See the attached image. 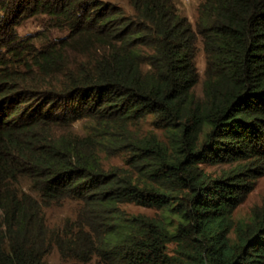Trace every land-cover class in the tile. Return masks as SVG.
Segmentation results:
<instances>
[{"label":"trees","instance_id":"16d2710c","mask_svg":"<svg viewBox=\"0 0 264 264\" xmlns=\"http://www.w3.org/2000/svg\"><path fill=\"white\" fill-rule=\"evenodd\" d=\"M129 3L30 0L62 33L0 35V264H264V210L235 217L264 173V0H205L195 25ZM62 201L83 211L55 234Z\"/></svg>","mask_w":264,"mask_h":264},{"label":"rangeland","instance_id":"374dc122","mask_svg":"<svg viewBox=\"0 0 264 264\" xmlns=\"http://www.w3.org/2000/svg\"><path fill=\"white\" fill-rule=\"evenodd\" d=\"M112 4H118L125 8L128 13H133L129 0H103ZM171 5L175 6L176 11L186 17L192 25L198 16V8L205 0H168ZM5 4L4 7L0 6V16L3 21H0V35L2 38L8 39V35L14 31L20 37H32L40 34L42 31L48 32L53 35H60L62 33L61 26L59 27V20L53 19L48 13H32L27 8L30 0H0ZM23 5L21 6V3ZM59 3L60 0H55ZM6 8V9H4ZM65 31V29H63ZM4 49V48H2ZM197 68L200 72L201 83L204 76L205 69V55L199 51L196 59ZM201 83L196 86L198 94L201 92ZM86 120L80 118L74 122V129L83 131ZM117 160V159H116ZM117 163L115 159L113 163ZM228 165L209 167L208 171L214 174H219L224 170L229 169ZM264 172V169H261ZM122 209L129 215H147L158 216L160 213L154 209L138 206L133 203L122 205ZM264 210V173L259 175L256 179L254 188L246 197L244 203L235 211L237 220H249L254 210ZM83 208L78 206L77 202L62 201L52 203L50 206L44 208V214L48 221L49 230L57 234L64 229H79L78 223L82 214ZM46 264H69L63 259L56 248L51 249L45 256ZM90 264H101L97 259H93Z\"/></svg>","mask_w":264,"mask_h":264}]
</instances>
